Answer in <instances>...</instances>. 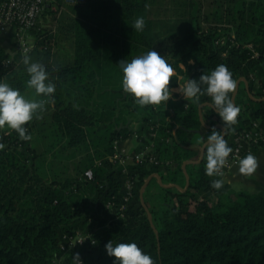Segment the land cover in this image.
Listing matches in <instances>:
<instances>
[{
    "label": "trees",
    "instance_id": "16d2710c",
    "mask_svg": "<svg viewBox=\"0 0 264 264\" xmlns=\"http://www.w3.org/2000/svg\"><path fill=\"white\" fill-rule=\"evenodd\" d=\"M148 3L84 0L76 5V18L60 19L57 35L46 32L30 50L57 87L45 111L25 126L31 137L47 130L53 136L43 137L47 152L58 149L63 154L57 162H66L46 178L38 173L42 154L31 140H21L14 130L0 134L5 144L0 149V264H72L75 252L84 264H113L105 249L111 239L136 242L156 264H264V189L234 192L226 183L212 188L211 180L218 177L205 175L204 157L182 168L197 157L193 147L201 146L199 138L213 128L222 131L210 98L193 103L173 94L166 107H140L123 91L118 65L154 48L175 69L170 87L176 88L226 64L237 82L247 84L234 98L241 107L235 130L224 128L229 141L251 122L264 124V0H216L205 29L197 14L174 20L173 26L148 19L141 14ZM86 5L92 6L90 15ZM138 16L146 21L143 32L132 28ZM59 42L68 45L70 55L56 62L53 47ZM21 57L0 54V78L34 93L25 85ZM129 138L136 144L132 158L145 153L160 165L146 159L126 165L110 161L115 144ZM261 148L264 142L250 151ZM86 170L92 171L91 180L84 177ZM152 175L161 183L152 177L142 192ZM124 177L132 183L129 195ZM76 234L86 239L62 249L64 237Z\"/></svg>",
    "mask_w": 264,
    "mask_h": 264
},
{
    "label": "clouds",
    "instance_id": "9594fccd",
    "mask_svg": "<svg viewBox=\"0 0 264 264\" xmlns=\"http://www.w3.org/2000/svg\"><path fill=\"white\" fill-rule=\"evenodd\" d=\"M146 21L143 16H138L132 22V28L143 32ZM25 54L21 63L27 74L25 85L34 90L37 97L43 99H30L19 88L13 87L5 78H0V129L14 130L21 140H31L26 122L45 111L48 101L54 99L56 83L50 78L47 66L40 60H34ZM122 73L121 87L123 91L132 96L136 105H163L172 97L173 92H179L182 98L193 103H199L201 97L210 98L211 107L223 121L224 128H232L238 123L237 117L241 107L234 103L232 94L237 88V80L226 64H218L210 71H203L198 78H189L177 89L170 87V79L175 74V69L164 55L154 48L129 59H121L118 63ZM199 143L204 149L205 175L218 177L211 180V187L221 189L225 184V167L229 165V156L233 148L225 139L224 131L213 130L204 138H199ZM5 144L0 142V149ZM237 172L244 176H251L258 167L257 157L248 152L243 157L235 160ZM106 253L114 257L113 264H156V259L148 252L142 250L136 242H115L112 239L105 244ZM72 264H84L81 254H72Z\"/></svg>",
    "mask_w": 264,
    "mask_h": 264
},
{
    "label": "built area",
    "instance_id": "2783aa9c",
    "mask_svg": "<svg viewBox=\"0 0 264 264\" xmlns=\"http://www.w3.org/2000/svg\"><path fill=\"white\" fill-rule=\"evenodd\" d=\"M84 0H0V30L4 31L9 27L16 29L19 33L22 31H29L36 28L38 19L41 17L47 6H53L57 8L59 3L66 5H77ZM20 47L18 52L21 55L25 54V49L28 53L31 50V45H28L24 36L19 39ZM27 53V54H28ZM9 61L3 63L6 66ZM248 130L243 134L229 139L228 143L233 148V153L229 156V165L225 167V173L235 164V160L238 157L245 156L250 151L252 146H255L261 142H264V124L260 125L259 122H251L248 125ZM147 161L148 164L159 166L160 163L154 157H145V153L135 154L132 158L131 154L125 152H118L116 155L110 158L112 162H118L121 165H126L128 162L142 163ZM84 177L88 180L92 179V171L86 170ZM132 183L124 177L123 190L126 195H129ZM120 209H123L120 208ZM86 239L83 234H76L74 237H64L62 240V249L66 245H73L75 243H82Z\"/></svg>",
    "mask_w": 264,
    "mask_h": 264
},
{
    "label": "rangeland",
    "instance_id": "374dc122",
    "mask_svg": "<svg viewBox=\"0 0 264 264\" xmlns=\"http://www.w3.org/2000/svg\"><path fill=\"white\" fill-rule=\"evenodd\" d=\"M214 2V3H213ZM213 4V5H212ZM213 6V8L211 7ZM217 4L216 0H149V3L146 6L145 12L143 11L141 14H145L148 19L154 20L155 22H164L165 26L168 24L170 26L176 25L174 20H178L182 22V17H189V14H194L198 16V21L201 22L202 28H207L208 23L206 22L208 19L211 20V14L215 11ZM198 9H200L199 13H197ZM215 13V12H214ZM178 23V22H176ZM163 28L160 30L164 31ZM174 29L166 28L169 32H174ZM51 30V29H50ZM158 30V31H160ZM168 32V33H169ZM42 34H45L43 32ZM27 41V40H26ZM28 43V41H27ZM28 45H30L28 43ZM65 43L59 42L57 46L54 47V53L57 56V58H61L62 60L67 59V56L70 55L69 48L67 47ZM61 61V60H58ZM31 92V91H30ZM30 92H22L28 98L31 96ZM35 99V98H34ZM7 129V128H4ZM9 130V129H8ZM1 132L0 129V134ZM48 133V134H47ZM53 137L47 130L44 134H38L34 135L31 138L32 146L35 147L38 154H42V158L40 155V160L36 163V167L38 168V173H44L46 178L51 177L50 175L52 172L59 173L62 170V162H66V160L62 161L61 163L57 162L58 156H62L63 152H60L58 149L54 152V150H51V154L47 152L48 148V142L43 138ZM42 138V139H41ZM44 139V140H43ZM85 155V153L78 154L75 161H79V159L82 158V156ZM45 158H44V157ZM65 156V155H64ZM42 159V162H41ZM51 164V165H50ZM73 163L70 164L72 166ZM72 171H74L72 169ZM69 172V170H67ZM242 174H239L237 171H233L228 179H225V183L228 184L234 192L239 191H247V192H253V191H259L260 189L264 188V177H257L255 175V172L251 176H247L246 178Z\"/></svg>",
    "mask_w": 264,
    "mask_h": 264
},
{
    "label": "crops",
    "instance_id": "0c3cea01",
    "mask_svg": "<svg viewBox=\"0 0 264 264\" xmlns=\"http://www.w3.org/2000/svg\"><path fill=\"white\" fill-rule=\"evenodd\" d=\"M91 8H92V6L86 5V7H84V9H83L85 14L90 15L92 13ZM78 10L79 9L76 8V5H74V6L71 5L70 6V5H66V4H63V3H59L57 8H53V6L50 5V6H47L45 8V10L42 13L41 17L38 19L36 28L33 29V30L22 31L20 33L16 29H14L12 27H9V28H7L4 31L0 30V54L6 55V57L8 59L11 58V57L16 56V54L18 53V48L20 47L19 39L22 36H24V38L31 45V49H33L35 44H36V41H39L41 39L40 36L43 35L42 34L43 32H45V33L46 32L47 33L52 32L56 36L57 35L56 34V30H57V26L56 25H57L58 21L60 19H62L63 17H65V16L70 17V18H76L77 14H78ZM61 43H63V42H61ZM55 46L56 45H54V47ZM54 47H53V51H54ZM21 56H23V55H21ZM56 57H57L56 55H54L52 57L54 61L57 62L58 60H62L61 58H57L56 59ZM183 83L184 82H180L176 88L179 89L183 85ZM240 88H244V90H246V88H247V84H246V82L243 79H240L238 81V83H237V88L235 89V91L233 93L234 94V98H235V96L238 93ZM21 92L26 93V92H30V91H21ZM30 93H31V96L29 98L30 99L35 98V94L33 92H30ZM173 94L178 95V97L183 99V100L186 99V98H182L178 91L177 92H173ZM249 98L251 100H254V98H252L251 96H249ZM201 109H202V107L199 108V112L200 113H201ZM202 122H203V126L204 127H207V128L209 127L208 126V122L203 121V120H202ZM217 127L220 128L221 130H223L224 134H225V130H224V127H223L222 124H218ZM2 131L6 132V131H8V129L2 128L1 132ZM135 147H136V144H135V139L134 138H129L127 140L120 141V142H117L115 144V148H116V150L118 152H125L126 154H132V152H134ZM193 148H196V151H198L197 157L195 158L194 162H192V161L184 162L182 164V168H184L186 165H188L190 163H198V162H200L199 160H200V156H201V152H202V147L199 146V147H193ZM254 155L258 159V167H257V169L255 171V175H257V177H259V176L260 177H264V148L259 149ZM233 171H237V165L232 166L225 173L224 178L228 179L230 174ZM152 177H155V176L152 175ZM157 177H155V178L158 181ZM243 178H246V176L243 177ZM263 189L264 188L260 189L259 191H261ZM142 192H143V190H142ZM253 192H257V191H253Z\"/></svg>",
    "mask_w": 264,
    "mask_h": 264
},
{
    "label": "water",
    "instance_id": "95a60500",
    "mask_svg": "<svg viewBox=\"0 0 264 264\" xmlns=\"http://www.w3.org/2000/svg\"><path fill=\"white\" fill-rule=\"evenodd\" d=\"M233 99H234V94H233ZM199 114H200V112H199ZM200 121H201V123H202V125H203L202 119H200ZM194 132L196 133L197 131H194ZM224 136H225V134H224ZM203 152H204V149L202 148V152H201V156H200V160H199V161L202 160ZM154 176L157 177V175H154ZM151 177H152V176H150V177L146 180V182H145L144 186L142 187L141 191H142V190L144 189V187L148 184V182L150 181ZM157 178H158V182L161 183L160 178H159V177H157ZM187 183H188V177L186 176V185H187ZM171 186H172V185H170L169 187H171ZM178 189H179V188H178ZM179 190H181V189H179Z\"/></svg>",
    "mask_w": 264,
    "mask_h": 264
}]
</instances>
